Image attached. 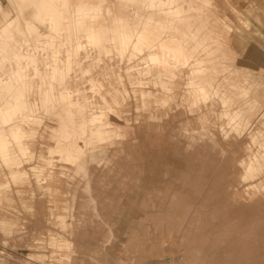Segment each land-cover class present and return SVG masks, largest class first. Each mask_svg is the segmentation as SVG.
Here are the masks:
<instances>
[{
	"label": "rangeland",
	"instance_id": "rangeland-1",
	"mask_svg": "<svg viewBox=\"0 0 264 264\" xmlns=\"http://www.w3.org/2000/svg\"><path fill=\"white\" fill-rule=\"evenodd\" d=\"M211 2V17L222 18L210 26L220 29L226 64L233 65L239 79L249 77L254 84L247 99L236 100L239 107L259 102L254 126L241 129L240 136L219 116L223 107L217 98L211 99V121L190 122L189 115L201 113L206 105L192 108L196 105L180 99L190 97L189 67L177 73L172 95L178 98L168 105H143L142 91L167 96L164 89L148 85V76L140 71L145 53L132 58L111 53L114 59L84 62L81 67L89 72L72 73L71 84L88 87V98L98 108L105 96L114 107L115 126L126 136L98 141L94 159L84 164L86 173L50 149L56 146L55 116L33 112L40 113L42 122L26 126L30 153L18 152L7 161L0 157V264H264V166L257 180L241 184L239 162L248 160L250 131L264 132V0ZM232 38L239 41L236 54L228 49ZM10 66L6 62L1 74ZM91 78L101 84L97 92ZM37 98L34 92L31 99ZM40 159L49 165L44 174L36 164ZM13 171L18 178L11 176ZM257 183L261 186L251 187Z\"/></svg>",
	"mask_w": 264,
	"mask_h": 264
},
{
	"label": "bare ground",
	"instance_id": "bare-ground-1",
	"mask_svg": "<svg viewBox=\"0 0 264 264\" xmlns=\"http://www.w3.org/2000/svg\"><path fill=\"white\" fill-rule=\"evenodd\" d=\"M211 1L140 0L139 3L135 0H0L1 159L7 161L15 158L18 152L30 153V134L26 126L41 124L40 113L38 116L37 113L33 114L38 110L49 112L57 119V128L52 132L56 146L50 148L52 152H59L62 158L78 165L80 171L86 169V173L87 166L84 164L86 160L94 159L92 149L98 141H111L114 135L121 133L126 136L120 126H115L112 119L114 107L105 96L102 95L103 106L98 108L88 98V87L82 90L84 86L80 88L77 84H71L72 73L89 72V67H81L84 62L108 58L111 53L122 57L128 53L130 58L139 53L146 54L144 67L140 71L148 76V85L164 89L167 96L160 99L156 94L153 96L151 91H142L143 105L147 102L168 105L172 97L178 98L177 93L172 95L177 73L189 67L191 74L187 76L186 87L190 97L187 100L180 94V99L186 103L188 101L191 107L196 105L192 108L206 106L199 111L201 113L190 114L188 120L203 124H206L205 119L211 121L215 117V106L211 99L217 98L223 107L219 116L229 121L227 123L230 128L238 133L241 129L250 130L254 126L253 111L259 102L254 100L253 107L248 106L250 102L239 107L236 100L240 96L247 99L254 84L248 82L249 77L239 79L233 68H230L233 65L226 64L228 55L221 51L223 42L220 41V29L210 26L212 21H220L222 18L214 20L211 17ZM238 42V39L232 38L228 46L235 54V44ZM6 62L11 66L5 74H1L2 69H6ZM90 83L93 90L101 86L92 78ZM138 83L143 82L139 80ZM34 92L38 94L36 101L31 99ZM114 102L118 103L116 98ZM262 131L259 128L249 133L251 145H246L245 150L248 160L242 158L239 161L244 171L241 184L249 178L255 180L261 174L260 170L264 166ZM81 141L89 142L90 145L81 146ZM188 144L190 147L193 145ZM252 147L258 149L253 151ZM40 161L36 164L44 174L45 170H49V165L44 161L41 164ZM83 173L87 177L85 171ZM10 174L18 178L19 172L13 171ZM260 183L251 187L256 189L261 186Z\"/></svg>",
	"mask_w": 264,
	"mask_h": 264
},
{
	"label": "crops",
	"instance_id": "crops-1",
	"mask_svg": "<svg viewBox=\"0 0 264 264\" xmlns=\"http://www.w3.org/2000/svg\"><path fill=\"white\" fill-rule=\"evenodd\" d=\"M250 51H254L252 48H251V50ZM260 74V73H259Z\"/></svg>",
	"mask_w": 264,
	"mask_h": 264
}]
</instances>
